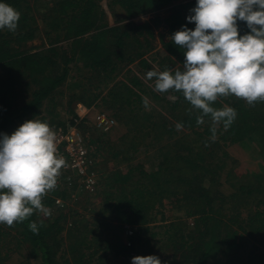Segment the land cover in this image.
<instances>
[{
  "label": "trees",
  "instance_id": "obj_1",
  "mask_svg": "<svg viewBox=\"0 0 264 264\" xmlns=\"http://www.w3.org/2000/svg\"><path fill=\"white\" fill-rule=\"evenodd\" d=\"M0 2L22 11L15 32L0 30V133L11 135L25 121L42 116L44 111L49 115H52V112L55 114L54 109H44V101L63 83L68 71L72 69L71 66H77L81 60L84 67L90 71H104L109 78L108 84L114 82V76L111 77L110 74L117 71L119 61H138V73L143 77L148 72L146 69L154 68L147 57L156 46L152 42L155 33L151 22L137 24L129 21L126 25L110 27L107 21H104L106 13L100 0H53V14L46 17V25L57 32L56 39L52 40L49 47L37 51L20 49L24 42L33 39L36 31L34 27L30 28V21L34 20L31 15L34 1ZM112 2L124 7L128 18L167 6L169 14L164 22L170 29V36L182 26L193 30L195 28L194 23L187 21V16L197 0ZM158 20L159 16H156L151 21ZM237 23L240 35L249 32L245 22ZM63 32L65 39H62ZM165 37L162 33L160 41L166 55L152 61L157 62L156 71L181 68L184 61L183 49ZM142 38L144 40H140ZM80 43L82 46L79 54L69 55L70 48ZM56 64L60 72L51 79H39V74ZM127 71L132 73L130 78H123L115 83L106 96L94 93V100L116 103L119 108L113 105L114 115L109 112L110 116L120 121L125 112L126 115L130 114V122L134 123L141 115L145 119H149L151 115L141 107L129 108L124 104H144L147 98L151 99L153 96L157 101L163 102L171 117L175 111H180L178 120L181 124L189 129H194L195 126L202 128L201 131H195L199 136L196 139L199 141L198 149L193 144L179 145L175 142L176 150H159V161L152 169H145L142 165H130L125 173L111 169L106 177L101 173L94 191L80 185L84 195L95 197V202L91 216L79 218L67 230L70 240L73 237L68 244L63 237L64 226L69 223L68 215L75 211L64 212L60 209V205H64L63 202L57 203V197L49 194L42 202L50 209L59 206L58 215L53 213L42 218L39 213H34L23 223H16L13 227L0 224V240L11 239L8 243L10 251L13 241L16 246L28 243L34 257H39L42 264H106L104 260L108 254L115 253L127 258L132 256L137 248L142 256H159L162 264H264V245L259 247L253 244L247 249L245 243L246 236L255 237V240L264 239V170L246 175L235 174L232 169L227 170L226 179L231 188L233 187V192H225L220 188L225 162L216 165L218 162L215 161V158L226 160L227 144L246 145L247 141H256L264 149V102H256L255 106L251 107L235 96L214 102L212 106L217 109L224 106L234 108L237 118L227 130L222 123L217 125L213 138V124L210 118L205 117L203 124H197L196 118L200 113L195 110L189 112L190 104L182 93H175V100L161 97L159 93L152 92L149 85L144 86L147 81L141 79L137 72L131 68ZM32 83L37 85L31 91L32 97L21 108L17 107L16 101L20 98L23 87L26 86L24 92L27 93V87ZM87 92L88 89L82 90L83 97ZM162 118L166 119V116L163 115ZM72 123L75 124L74 118ZM61 124H57V127ZM154 125L153 127L158 129L159 126L164 127L162 134L170 132V129L165 127V121L162 124L156 122ZM135 127L136 130L139 129L137 125ZM134 136L131 148L136 145L138 135ZM125 139L128 141L127 135L121 137L123 143ZM106 145L109 149L117 150L115 143L110 140ZM219 151L222 153L220 156L216 154ZM64 180L68 184L66 177ZM72 188L78 190L77 181L73 182ZM58 192L56 193L62 198L69 197L67 190ZM183 208H186V216H197L196 222L198 228L200 227L198 234L185 229L187 223L179 222L182 217L168 218L167 215L172 213L171 209L179 211ZM108 219L110 223L107 227L97 232ZM33 221L38 224V235L29 230L28 225ZM114 221L118 224L113 225ZM159 222L165 227V234L172 240L171 255H167L164 253L166 251L160 248L162 240L153 242L158 232H152L149 238L143 237V232L152 231L157 227V224H151ZM222 224L227 228L224 237H221ZM128 230H131V233ZM110 231L113 233L108 234ZM73 233L75 234L71 236ZM1 247L0 244V264H7L9 253L3 254Z\"/></svg>",
  "mask_w": 264,
  "mask_h": 264
},
{
  "label": "clouds",
  "instance_id": "obj_2",
  "mask_svg": "<svg viewBox=\"0 0 264 264\" xmlns=\"http://www.w3.org/2000/svg\"><path fill=\"white\" fill-rule=\"evenodd\" d=\"M189 11L187 21L195 24L194 30L182 26L169 37L183 49L181 68L150 70L146 79L155 80L158 93H182L189 112L200 113L197 124L210 118L214 138L217 125L222 123L227 130L237 118L234 108L217 109L214 102L230 96L251 107L264 102V0H197ZM20 16L0 2V30L15 32ZM237 21L245 22L249 32L240 35ZM182 127L177 123V130ZM57 153L56 132L46 121L27 120L11 135L0 133V224L13 227L34 213L51 215L42 201L56 189L61 170L67 167ZM28 227L39 234L36 222ZM131 264L162 261L156 255H137Z\"/></svg>",
  "mask_w": 264,
  "mask_h": 264
},
{
  "label": "rangeland",
  "instance_id": "obj_3",
  "mask_svg": "<svg viewBox=\"0 0 264 264\" xmlns=\"http://www.w3.org/2000/svg\"><path fill=\"white\" fill-rule=\"evenodd\" d=\"M34 1L33 9L31 10V15L34 17V20L30 21L31 27L35 28L34 37L32 40L24 42L20 49L25 51H37L41 50L43 47H49L53 39H56L57 32L55 30H51V27L46 25L47 16L49 14H53V0H31ZM101 5L105 9V19L107 24L110 27L126 25V22H133L137 24H142L144 22H151L150 24L154 29V39L152 42L155 46L154 51H151L147 54V57L150 58L152 65L154 68L146 69L150 70H158L157 62H152L153 59H160L161 56L166 55V52L162 48L161 43V34L164 33L166 36L165 39L168 40L170 37V29L168 25L164 22L165 17L169 14L168 7L164 6L161 9L146 12L142 15L133 16L128 18L126 14V9L121 7L119 4H115L112 0H100ZM178 4V2H176ZM22 16V11H20ZM46 14V15H45ZM55 14V13H54ZM20 16V17H21ZM156 16H159L158 22L151 21ZM127 18V21L124 19ZM129 25V24H128ZM62 39L64 38V32L62 34ZM140 40H144L143 38ZM82 43L79 45L73 46L71 52L68 54H75L76 56L79 54L78 51L81 49ZM154 53V54H153ZM160 55V56H159ZM158 57V58H157ZM63 59H61L62 62ZM78 62L77 66L74 64L71 66V70L68 71L66 79L63 81L61 85L58 86L56 92L53 95H50L44 102L45 108L54 109L55 114L52 112V115H49L46 111L42 113V116L36 118L37 120L46 121L50 126L54 128V130L58 129V127H63L64 129L76 128L85 138V144L89 149L91 155L94 157L96 161L95 169L99 170L97 172V181H100L101 173H104L103 177L110 172L111 169H118L121 172L125 173L127 169H129L130 165L137 166L142 165L145 169H152L156 166L159 161V150H176L175 142L178 144L186 143L187 145L193 144L196 145V149H198L199 141L196 139L199 138L198 134L195 132L196 130L201 131V127L195 126V128H188V126L183 125L182 129L177 130L176 125L180 123L178 120V116L180 111H175L173 117L167 107H164L162 101H157L153 96L147 98V106L142 103H134L128 106V104H124V106L129 108H143L147 111L148 114L151 115L149 119H145L142 117L136 120V122L131 123V116L124 112V116L121 118L122 120H117L112 128L109 130H101L96 126V116L99 113H114L112 110L113 105H116L119 108V105L116 103L111 104V102H105L104 100H94V93H101L102 97L106 96L111 87L117 83L122 81L124 78H130L131 72L127 71L128 68H131L135 72H139L140 70L138 66V61L133 63H128L127 61H119V67L117 71H113L110 76H114L113 83L108 84V75L105 74L104 71H90L88 68L84 67V62ZM60 62V61H59ZM58 62V63H59ZM57 63V64H58ZM126 63V64H125ZM55 66H51L41 74H39L40 80L51 79L53 75L57 74L58 69ZM126 65V67H125ZM152 67V66H151ZM143 78L145 85H149V88L152 92L158 93L154 91V79L147 80L146 75L144 77L138 73ZM28 80H30L28 78ZM150 83V84H148ZM37 87L35 83H32L30 87H27L28 92L25 93L24 90L26 86L23 87V92L21 93L20 98L16 101L17 107L21 108L25 102H27L31 95V91ZM88 89L86 96L83 97L82 90ZM161 97L166 96L170 100H175L177 98L175 93H159ZM110 103V104H109ZM122 105V104H121ZM54 107V108H53ZM77 113V114H76ZM141 113V111L139 112ZM163 115L166 116V119L162 118ZM76 114V116H75ZM114 115V114H113ZM74 118L75 124L72 123V119ZM166 122L165 127L170 129V132H165L162 134L164 127L159 126L160 128H154L155 123L159 122L162 124ZM62 123L60 126L57 124ZM181 124V123H180ZM63 125V126H62ZM135 125L139 128L136 130ZM65 126V127H64ZM154 126V127H153ZM57 127V128H55ZM105 134H102L104 133ZM150 132V133H149ZM161 132V133H158ZM198 132V131H197ZM138 135L136 139V145L134 148H131L132 140L135 138L134 135ZM127 135L128 141L125 139V143L121 141V137ZM110 140L115 143V147L117 150L109 149L106 145V142ZM180 149V147H178ZM116 151H118L116 153ZM225 151L228 153L226 160L223 158L220 160L215 158V161L218 162L216 165H219L220 162H225V169L222 170L223 176L220 179V188L225 192H233V187L231 188L230 183L226 179L228 175L227 170H233V173L245 174L254 172L263 171L264 170V149L262 146L256 141H247L246 145L243 144H227L225 147ZM217 155H222L219 151L216 153ZM128 159V160H126ZM92 170V169H91ZM235 171V172H234ZM264 173V172H263ZM69 176V177H68ZM71 177V178H70ZM66 179L68 184L65 183L64 176L58 179L57 187L54 191L49 192V196H54L57 199H60L63 202V206L60 205V209L64 212L68 213L69 211L74 210L75 213H71L67 217V221L69 222L64 226L63 237L68 244L69 241L73 240V237H68L67 230L72 227V223L77 221L79 218H89L90 212H92L93 202H95V197H87L82 192V188L79 184V179L77 176L75 178L72 175H67ZM99 179V180H98ZM72 181L71 184L69 182ZM77 181L79 188L78 190H72L73 182ZM67 190L69 193V197L67 199L58 196V191ZM57 192V193H56ZM169 201V200H168ZM57 202V200H56ZM98 203V202H97ZM65 206V207H64ZM47 207V206H46ZM59 206L51 209V214L58 215L60 210ZM90 208V209H89ZM169 208V207H168ZM186 208L182 210H172L171 214H168L169 219H173L174 217L180 216L182 219L179 221L180 223L186 224V230L194 231L198 234V223L196 222V215L186 216ZM78 214H77V213ZM40 214V213H39ZM80 215V216H79ZM42 218H46L43 214H40ZM105 220V219H104ZM102 220V222L104 221ZM169 221V220H168ZM110 223V219H108L104 224H102L97 232L102 231L103 227H107ZM117 221L113 222V225H117ZM152 231L143 232V237H151L152 232H158L159 234L154 238L155 242L161 241L160 248L162 251H166L167 255H171L172 252V240H170L165 234V227L161 226V223H155L151 225H156ZM184 226V227H186ZM116 229V228H115ZM227 228L222 224V235L224 237L226 235ZM113 233L109 232L108 234ZM75 233L71 234L74 235ZM105 235V234H104ZM247 235V234H246ZM179 236H181V231H179ZM11 241L10 238H3L0 240V244L2 245L1 251L3 254L5 252L9 253L10 258H7V264H42L39 257H34V253L31 251V247L28 243H23L20 246H16V243L13 241L10 245L11 251L9 250L8 243ZM245 243L247 245V249L251 248L254 245L259 247H263L264 239L255 240V237L246 236ZM10 251V252H9ZM140 250L138 248L134 251V254H131L130 257H123L118 254H108L105 258L104 263L106 264H131V258L137 256ZM161 251V253H162ZM146 251L144 250V253ZM163 254V253H162ZM142 256V255H141ZM164 258V254L162 255ZM239 263V262H238ZM236 263V264H238Z\"/></svg>",
  "mask_w": 264,
  "mask_h": 264
},
{
  "label": "built area",
  "instance_id": "obj_4",
  "mask_svg": "<svg viewBox=\"0 0 264 264\" xmlns=\"http://www.w3.org/2000/svg\"><path fill=\"white\" fill-rule=\"evenodd\" d=\"M95 122L99 129L106 131L114 126L116 120L103 112L96 116ZM55 132L57 136V154L67 162V167L61 170L58 179L67 175H72L74 178L77 176L82 187L94 191L98 170L95 169L96 161L85 144V138L76 128L64 129L58 127ZM71 183L72 181L69 182V184ZM60 201V199H57V203H60ZM128 232L131 233V230H128Z\"/></svg>",
  "mask_w": 264,
  "mask_h": 264
}]
</instances>
